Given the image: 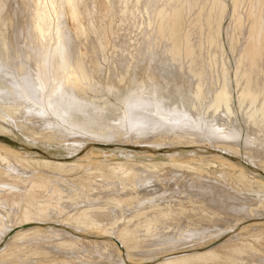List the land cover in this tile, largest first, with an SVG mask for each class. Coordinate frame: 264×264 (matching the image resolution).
<instances>
[{
	"label": "bare ground",
	"instance_id": "6f19581e",
	"mask_svg": "<svg viewBox=\"0 0 264 264\" xmlns=\"http://www.w3.org/2000/svg\"><path fill=\"white\" fill-rule=\"evenodd\" d=\"M9 1L0 0V170L11 177L3 186L30 188L19 200L0 195V264H264V183L251 192L239 160L245 149L264 162V0H101L103 12L98 0ZM218 66L233 76L223 82ZM94 80L104 94L87 96ZM92 112L111 130L92 132ZM21 165L39 170L29 180L12 172ZM80 170V185L108 188L69 191ZM98 198L65 218L69 201ZM48 245L64 253L37 251Z\"/></svg>",
	"mask_w": 264,
	"mask_h": 264
},
{
	"label": "rangeland",
	"instance_id": "374dc122",
	"mask_svg": "<svg viewBox=\"0 0 264 264\" xmlns=\"http://www.w3.org/2000/svg\"><path fill=\"white\" fill-rule=\"evenodd\" d=\"M22 1L23 0H10L9 1V9H10V7L12 8V6L14 5V7H17L18 6V4L20 5V6H22ZM105 2V1H104ZM104 2H102L101 0H98V3H97V9H98V11H100L101 12V10H102V12H103V10H104V8H105V4H104ZM18 3V4H17ZM13 4V5H12ZM17 4V6H15ZM256 4H258L256 7L257 8H255V11L256 12H258V14L256 13V21H257V19H258V21H257V23H258V25L259 24H261V26L263 25L264 26V23H263V21H264V18L262 17L261 18V13H260V8H261V6H260V4H259V2H257ZM83 7V5H80V8H82ZM116 7V6H115ZM257 9V10H256ZM259 9V10H258ZM65 12L67 13L68 12V23H69V26L70 27H72L73 25H74V21L72 20V18H71V15H69V8H68V6L66 5L65 6ZM117 10H115L114 12H116ZM24 17H26V11H25V9L23 8V14H22ZM257 15H258V17H257ZM100 19V18H99ZM262 19H263V21H262ZM22 20H25V18H23ZM80 20H81V23H82V29L84 30V31H86L85 33H88L90 36H92V34L89 32V30H88V25H87V23H86V20L83 18V17H81L80 18ZM109 20V19H108ZM107 20V21H108ZM260 21H262L261 23H260ZM14 22H19L18 21V19L15 17V19H14ZM263 23V24H262ZM101 24H103L102 23V21L98 24L99 26L101 25ZM116 27V22H113V24L111 25V27H108V29H107V32H110V30H112L113 28H115ZM111 28V29H110ZM224 30H225V32H224ZM223 31H221L222 32V34H220V38H221V41L223 42L225 39H226V29H224ZM14 36H16V34L14 33V31H13V27H12V25H11V27H9V33H8V37H9V40H10V42L11 43H13V39H15L14 38ZM225 36V37H224ZM222 37H223V39H222ZM85 41H87V37L86 36H83V42H85ZM221 41H219L218 43H219V46H220V48H219V46L216 48V50L218 49V51L222 48V45H223V43H220ZM226 42V41H225ZM89 45H90V43H87V46L89 47ZM85 46L83 45L82 46V48H84ZM220 52H222V51H220ZM104 53V52H103ZM106 52H105V54L103 55L102 54V52L99 54V58L98 59H100L101 58V62H103V60L104 59H102L103 57L102 56H104V58L106 57ZM221 55V54H220ZM222 55H223V53H222ZM231 56H230V53H229V58H230ZM222 60V59H221ZM220 60V61H221ZM226 68H227V66H226ZM220 69V70H219ZM217 71H218V73L219 74H221L220 76L222 77H220L221 78V80L223 81V79H224V74L225 73H227L226 74V76H227V80L231 77V76H233V74H231V71H229V74H228V71H226V72H224V73H222L223 71H222V67L220 68L219 66H218V69H216ZM221 71V72H220ZM220 78H217V80H219ZM232 80L234 81V77H232ZM224 82V81H223ZM219 84V82L217 81V86H219L218 85ZM222 86H223V84H222ZM84 87L86 88V92H87V96H95V95H102V94H104V91H102V87L100 86V84H98L97 83V80H94V81H92V82H87L86 84H84ZM225 87V89L226 88H229V86L227 87V86H224ZM230 97L231 96H229L228 97V99H229V103L230 102H232L231 104H233L232 105V107L234 106V99H232V98H234V97H231V99H230ZM236 97V96H235ZM231 100V101H230ZM262 100V99H261ZM249 101V100H248ZM258 102H259V104H260V99L259 100H257ZM257 101H256V103H257ZM256 103H254V104H252V106H251V109H249L248 107L250 106V105H248L247 106V109H246V111L247 110H249V111H247V112H249V113H253V111H251V110H254V105L256 106ZM250 104V103H249ZM258 104V103H257ZM259 106V105H258ZM253 108V109H252ZM236 108H234V110H235ZM236 111V110H235ZM100 113V111H97L96 113ZM93 114L91 115V117H92V121H93V129H91V131L92 132H100V131H102V130H104V129H107V130H111L109 127H107V128H105L106 126H108L105 122H104V120H103V118L102 117H100L101 116V114L100 115H98V114H96L95 112H92ZM247 116H248V114H247ZM85 121L84 120H82L81 119V121L78 123L77 121H76V123L78 124V125H81L82 123H84ZM24 125V124H23ZM26 126H27V124H25ZM31 129L33 128V130H38L39 129V126H37V128H34V127H30ZM117 133V132H116ZM245 149H243L240 153H239V160L241 161V163L240 164H243V165H250V166H248V167H250L251 168V170L250 169H248V170H250L249 172L250 173H247V172H244V176H242V182H244V183H246V184H248V185H251V188H256V189H254L253 188V191H251V192H253V193H260V192H258V191H256V190H258L259 189V187L258 186H260L261 185V181L264 183V162H260L262 159V155L261 156H257V155H255V154H253V153H248L247 151H244ZM241 154V155H240ZM245 156V157H244ZM251 157V159L252 158H254L253 159V162L254 161H256V162H254V163H249L250 161H252V160H249L248 158H250ZM260 158V159H259ZM246 159H248V160H246ZM246 162V163H245ZM260 162V163H259ZM258 163V164H257ZM254 164V165H253ZM1 165V164H0ZM8 164H6V166H7ZM260 165V166H259ZM252 167H253V170H252ZM258 167V168H257ZM165 168V169H164ZM164 168H163V170L164 171H168L169 173L170 172H172L173 171V167L172 166H170V165H165L164 166ZM259 168H261L260 170H259ZM21 169H23V170H25V172H23V173H21V171L20 170H12V172L14 173V174H17L18 176H20V175H30V174H32V173H37L38 171L37 170H39L38 168H36L35 166H29V167H26L25 165H21ZM255 169L257 170L256 172L257 173H255ZM189 170V169H188ZM37 171V172H36ZM47 172H48V170H46ZM82 170H80V171H78L77 173H75V174H71L70 176L68 175V177H67V180H66V183H68V184H70V189H69V191H71V189L73 190V191H75V192H77L79 195H82V196H86V195H88L89 196V194L91 195H97V194H100V192H104L103 190H106L105 188H108V187H106V186H103V187H101V189H99V190H101V191H99V190H97V189H94L93 191H96V192H92V190L90 189V188H85L84 186H82V185H80L79 183H78V176L79 175H82L83 174V172L84 171H82ZM210 171V173H211V175H216L215 174V172L214 171H212V170H209ZM168 172H166V173H168ZM259 172V173H258ZM1 173H2V175H1ZM168 173V174H169ZM247 175H246V174ZM77 174V175H76ZM251 174V175H250ZM258 174V175H257ZM75 175V176H74ZM197 175H200V174H197ZM202 175V174H201ZM250 175V176H249ZM262 175V176H261ZM2 176V177H1ZM263 178V180H262V178ZM0 177H1V179H0V195H2V196H5V195H7L6 197H10L9 195H12L13 197H15L17 200H19L20 199V194L22 193V192H24V190H25V188H30L29 186H30V181H19L18 183V187L17 188H14V189H10V187L9 186H3V184H5V183H7V182H9V181H11V177L9 176V174H7V173H5L4 172V170L2 171V170H0ZM75 177V178H74ZM202 179L201 180H203V179H208L207 178V176L206 175H202V176H200ZM258 177H260V178H258ZM3 178V179H2ZM32 178V175H30L29 176V180ZM246 178H248L247 180H246ZM249 178L252 180H249ZM258 178V180H259V184L257 183L258 181H255V179H257ZM200 179V178H199ZM247 181H249V182H247ZM71 182H73V183H71ZM76 183V184H75ZM252 183V184H251ZM254 183L256 184V185H254ZM75 184V185H74ZM77 185V186H76ZM72 186V187H71ZM79 186H81V187H79ZM73 187H75V188H79V189H75L74 190V188ZM80 189H83L82 190V192L84 193L85 192V194H83L82 192H81V190ZM87 189V190H86ZM10 190V191H9ZM34 190V192L35 193H37L38 195H41L43 192H44V190L43 189H41V191H40V189L39 188H34L33 189ZM86 190V191H85ZM9 191V192H8ZM79 191V192H78ZM255 191V192H254ZM72 192V191H71ZM87 192V193H86ZM176 199L177 200H179L180 199V196H179V194H176ZM150 201H152V200H147L146 202H150ZM83 203H78L77 205H75V206H73V204H74V202L73 201H69L68 202V205L70 206V209L71 210H73V213H71V214H68V215H66L65 216V218L67 219V218H69V217H74V216H79V213H82V211H80L83 207H84V205H89V204H91L92 202H94V203H96L97 204V206H99L100 204H103L104 202H105V199H102V198H98L97 200L96 199H93V200H86V201H82ZM145 202V203H146ZM85 203H87V204H85ZM84 204V205H83ZM181 206H186L188 209L189 208H191L192 206H191V204H186V205H183V204H185L184 202H181ZM147 205H149V204H147ZM146 205V206H147ZM0 208H2V209H4L2 212L3 213H5V212H7V210H8V207H5V206H1L0 205ZM76 213V214H75ZM52 215L56 218H58V217H60V215H58L57 213H52ZM57 223V222H56ZM16 226H19V224H17V225H15L14 227H13V229L12 230H14V231H16V230H18V229H20L21 227L19 226V227H16ZM10 230H8L6 233V235H8L10 232H9ZM9 232V233H8ZM12 234L13 233H11L8 237L9 238H11L12 237ZM95 237V236H94ZM58 238H62V237H58ZM222 238L223 237H221L220 239L219 238H217V242H218V244L219 245H221L222 244V242H223V240H222ZM64 240V239H63ZM222 240V241H221ZM240 240H237V241H231V243L232 244H235V243H237V242H239ZM6 243H7V241H6ZM5 243V244H6ZM170 244H175L174 242H170V243H168V245H170ZM212 243H210V244H208L209 246L211 245ZM158 247V246H157ZM157 247H146V248H144L142 251L144 252L145 251V254H150V251L148 252V251H146V250H151V249H154V248H157ZM248 248V247H247ZM39 249V248H38ZM52 249H55L58 253H64V251L63 250H58V249H56L55 248V246L54 245H48V246H46V250H37L38 252H44V251H46V252H50V250H51V252H52ZM67 250H69V248H66ZM259 252H264V251H261V250H259Z\"/></svg>",
	"mask_w": 264,
	"mask_h": 264
}]
</instances>
